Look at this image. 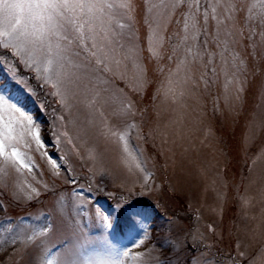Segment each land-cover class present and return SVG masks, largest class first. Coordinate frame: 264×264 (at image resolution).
<instances>
[{
	"label": "snow or ice",
	"instance_id": "1",
	"mask_svg": "<svg viewBox=\"0 0 264 264\" xmlns=\"http://www.w3.org/2000/svg\"><path fill=\"white\" fill-rule=\"evenodd\" d=\"M0 214L11 264H264V0H0Z\"/></svg>",
	"mask_w": 264,
	"mask_h": 264
},
{
	"label": "rangeland",
	"instance_id": "2",
	"mask_svg": "<svg viewBox=\"0 0 264 264\" xmlns=\"http://www.w3.org/2000/svg\"><path fill=\"white\" fill-rule=\"evenodd\" d=\"M209 2H212V0H209ZM249 3L255 4V5L258 6L261 3V0H249ZM259 11H260L259 7L255 8L254 9V14L258 13ZM224 86H225V78H224L223 75H221V79H220V90L221 91H223ZM207 104H208V111H209V113H211V100L210 99L207 101ZM228 123L230 125V121ZM236 130H237V133H239V127H237ZM253 150H255V148ZM22 151H23V149H22ZM29 155H32V153H29ZM114 175L119 176L120 175L119 170H114ZM20 182L24 186H27V184L32 182L31 181V177L29 175L21 174ZM230 194L234 195V193H230ZM134 199L145 200L149 204H153V202L147 196L135 197ZM108 203H110V201H107L106 198H101L100 199V204L106 210L108 208ZM153 207H155V205H153ZM44 210L45 209H40L41 212H43ZM156 211L159 212V209L157 208ZM9 215H12V216H26V215H28V213L22 212L20 209H16L15 212L10 213ZM161 220H162V217H161ZM30 223H31L30 221L25 220L24 221V226H28ZM5 227H7V221H6L5 217H4V215L0 214V236H3L5 234L4 233ZM113 236H114V238L119 239V237L116 235V233H113ZM121 242L124 243V244H130L133 241H132L131 238H129V239H126V240H122ZM10 255H11V253L5 254L4 255V259L2 261H0V264H11V262L9 260ZM12 260H15L16 264H22V262L20 261L19 256L12 257Z\"/></svg>",
	"mask_w": 264,
	"mask_h": 264
},
{
	"label": "trees",
	"instance_id": "3",
	"mask_svg": "<svg viewBox=\"0 0 264 264\" xmlns=\"http://www.w3.org/2000/svg\"><path fill=\"white\" fill-rule=\"evenodd\" d=\"M6 253L3 250H0V261H2L4 259V255Z\"/></svg>",
	"mask_w": 264,
	"mask_h": 264
}]
</instances>
